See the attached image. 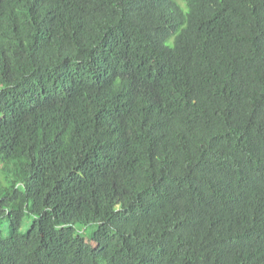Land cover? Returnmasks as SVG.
<instances>
[{
  "label": "trees",
  "instance_id": "obj_1",
  "mask_svg": "<svg viewBox=\"0 0 264 264\" xmlns=\"http://www.w3.org/2000/svg\"><path fill=\"white\" fill-rule=\"evenodd\" d=\"M1 224L0 264H264V0H0Z\"/></svg>",
  "mask_w": 264,
  "mask_h": 264
},
{
  "label": "rangeland",
  "instance_id": "obj_2",
  "mask_svg": "<svg viewBox=\"0 0 264 264\" xmlns=\"http://www.w3.org/2000/svg\"><path fill=\"white\" fill-rule=\"evenodd\" d=\"M29 222H30V219L28 217H25L23 220L22 226H21V232L26 231V229L28 228ZM0 233L3 237L6 236V229H5L4 224H1L0 226Z\"/></svg>",
  "mask_w": 264,
  "mask_h": 264
}]
</instances>
